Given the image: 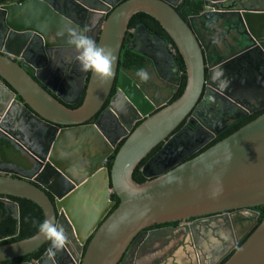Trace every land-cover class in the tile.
Wrapping results in <instances>:
<instances>
[{"label": "water", "instance_id": "obj_1", "mask_svg": "<svg viewBox=\"0 0 264 264\" xmlns=\"http://www.w3.org/2000/svg\"><path fill=\"white\" fill-rule=\"evenodd\" d=\"M181 1L116 0L107 14L101 5L95 7L86 0H7L0 5V132H6L8 144L28 160L25 167L14 164L17 170L0 174V195L33 202L43 219L63 226L69 239L57 256L49 241L38 260L15 264H169L147 260L143 252L166 238V230L149 233L136 253L143 230L214 214L218 215L190 226L199 264H219L233 250L223 264H264V218L256 225L258 213L252 210L264 205V112L163 172L148 173L162 160L151 157L140 170L146 180L133 179L135 169L153 148L166 139L174 144L176 137L170 134L198 109L203 90L201 101L206 105L208 95L228 101L230 90L264 79V0H201V12L187 21L175 10ZM79 9L98 16L92 38L111 53L113 74L101 79L85 72L78 79L80 92L84 90L82 102L69 108L25 69L24 53L33 51L35 41L46 50L70 46V29L86 32L85 24L75 17ZM137 13L151 16L172 40L184 64L185 86L178 98L150 113L129 97L119 84V73L116 93L105 110L120 117L123 109L130 108L144 118L130 129L113 155L116 141L105 140L102 114L93 123L88 121L109 97L128 24ZM139 29L167 48L165 40L143 24ZM169 56L176 76L173 84L178 86L181 71L173 55ZM221 68L230 81L227 88L213 79ZM6 124L15 132H7ZM103 142L107 151L100 155L99 143ZM177 143V150L196 144L193 140ZM110 156L107 170L105 162ZM42 188L52 193L54 203ZM111 194L119 202L109 213L114 205ZM47 241L37 231L28 238L0 244V264L27 255Z\"/></svg>", "mask_w": 264, "mask_h": 264}, {"label": "flooded vegetation", "instance_id": "obj_2", "mask_svg": "<svg viewBox=\"0 0 264 264\" xmlns=\"http://www.w3.org/2000/svg\"><path fill=\"white\" fill-rule=\"evenodd\" d=\"M15 1L21 2L24 0H11V2ZM86 1L88 4L95 7L101 5L103 7V12L107 14V10L111 9V5L115 3L116 0H107L109 2L108 4L103 2L101 4V1L98 0ZM6 2L7 0H0V5ZM78 11L79 13H77L78 15L75 17L78 19L77 22L85 24V34L90 35L91 37L95 36L99 23L98 16H89L87 13L88 11L86 10L79 9ZM130 31L133 33V37L128 42V47L134 52L135 49H137L144 54L135 52L143 58L144 66L142 68L149 72L150 78L147 82H141L135 75L136 69L123 71L117 67V75L106 103L103 105L102 109L93 116L90 121H88V123H93L101 113L100 125L105 140L109 141L113 139L116 141V145L122 138L129 134L130 129H132L137 122L144 118V116L138 115L130 108L123 109L124 111L120 112V117L109 110H105L108 101L116 93V82H118L117 79L119 73L122 74L120 75L121 79L119 80V84L126 90L129 97L133 99L140 108L151 111L150 113L169 103V100L177 88V86L173 84L176 76L172 63L169 60V55L175 53L171 45L165 40L167 46V48H165L159 39L151 38L150 36H147L145 32H142L139 29V25ZM149 32L158 35L153 31ZM134 35L135 39L133 40ZM34 43L35 47L33 51H27L24 53V55L27 56L25 69L35 80H37V78L41 79L47 87V89H45L57 100L63 102L69 108L76 105L84 91L80 92L78 79L85 72H81L75 65L74 61L71 63H65L63 61L64 56L70 57L73 54L71 46L49 48L46 50L47 48H41L36 41ZM0 49L2 50L3 46H1ZM10 49L13 50L14 48L11 47ZM45 51L47 53H45ZM212 59L213 58H210L211 62ZM232 67L233 66H231V68ZM223 71H225V69H223ZM206 72L207 70H205V73ZM261 77H264V74H262ZM261 80L262 81L259 80L257 84H251L250 87H239L230 90V96L229 98L227 97L228 101L219 98L214 99V97L209 101L208 97L210 95H208L206 97V105L201 101L205 92V90H203L198 102V109H195V112L189 113L183 122H181L180 125L170 134V136L176 137L174 144L167 143L168 139L162 141L159 145L153 148L151 153H149L147 159L140 166V170L151 157L155 156V158L159 160L162 157V160L158 163H154L152 167L148 169V173L153 174L163 172L175 163H180L197 155L202 150H205V148H208L213 142H218L225 138L235 126L240 124L247 117L256 112L262 111L264 109V79ZM4 126L6 127L7 132H15L13 131V128H10V125L6 124ZM7 136L8 134L6 132H0V174L7 170L18 169L15 168L13 163L9 162L11 159H9L8 153L14 149L6 141ZM179 140L186 141V143L192 142L193 140L196 144L192 146V148L186 150H177L179 145L177 141ZM99 149L100 155H103L107 151L106 143H99ZM109 159L110 157L107 158V160ZM42 190L47 194L51 202L54 203V196L52 193H50L48 189L42 188ZM113 195L114 194H111L110 199L115 204L116 200L113 199ZM17 199L18 197L0 195V203L3 205L2 213L0 210V215H3L2 219H20L22 211L21 205ZM263 208L264 205L252 208L253 211L258 213L257 219ZM24 212L27 213L26 210H24ZM217 215L218 214L190 217L150 226L143 230L147 235L144 236V234L143 237L138 239L136 253L141 244L148 237L149 233L166 230V238L161 239L160 241H155L152 246L146 250L143 249V252H145V258L147 260H156L158 262L166 261L169 264L178 262H183L185 264H194V262H196L195 264H199L198 256L194 252L196 239L192 237L190 226H195L204 219H213ZM169 230H174L175 232L171 233ZM17 233L18 232L16 231L10 236H16ZM169 233H171V235H169ZM72 250L75 251L74 247H72ZM57 252L58 251L55 252L56 256L58 254Z\"/></svg>", "mask_w": 264, "mask_h": 264}, {"label": "trees", "instance_id": "obj_3", "mask_svg": "<svg viewBox=\"0 0 264 264\" xmlns=\"http://www.w3.org/2000/svg\"><path fill=\"white\" fill-rule=\"evenodd\" d=\"M201 9H202V1L201 0H182L175 7L176 12L185 21H187L188 17H190L192 15H197L201 11ZM140 24H143L147 30L153 31V32L157 33L159 36H161L164 40H166V42L168 44L171 45V47L173 48V50L175 52L173 54V57H174V60H175L176 64L178 65V67L181 71V74H180L179 84H178L174 94L172 95L171 99L169 100V102H172L173 100H175L176 98H178L180 96V94L182 93V91L184 89L185 80H186L185 68H184L182 58H181L180 54L177 52L175 45L173 44L172 40L165 33V31L158 24V22L156 20H154L151 16H149L145 13H137L131 17L129 24H128L126 34H125L124 39H123V43H122V47H121V51H120V55H119V60H118V68H120L123 71H130V70H135V69L138 70L144 66V61L142 60L143 58L138 53H135L133 50H131L128 47V42L133 37V33L130 30H133L137 25H140ZM87 80H88V78H86V82H87ZM83 96H84V91H83L79 101L77 102V104L70 107V108L78 107L82 102ZM160 108H158L157 110H159ZM157 110H155V111H157ZM263 112H264V109L262 111L256 112V113L252 114L251 116L247 117L244 121H242L240 124L235 126L230 131V134L232 132H234L235 130H237L239 127H241L244 124L248 123L249 121L253 120L254 118H256L258 115H260ZM140 122L141 121L137 122L134 125V127L132 128V130ZM125 138L126 137L122 138L118 142V144L116 145V147L114 149L113 155L117 152L119 147L122 145ZM214 143H216V142H213L208 147H210ZM112 158H113V156H110V159L107 160V162L105 164V167L107 168V170H109L111 167V163H112L111 159ZM146 159H147V157L141 161V163L139 164V166L135 169V171L133 173V179L139 183L145 181V178L141 174L140 166L143 164V162ZM113 199H115L116 201H115V204L113 205V207L111 208V210L109 211V213L115 209V207L118 205V202H119L115 195H113ZM17 200L19 201V203L21 205V211H22V213L20 215V219H6L5 220V219H2L3 215L2 214L0 215V244H8V243H12V242H15V241H18L21 239H25V238L32 236L33 234H35L38 231L39 223L43 221V214L37 205H35L33 202L26 200V199L18 198ZM0 210L2 213L3 205L1 203H0ZM24 210H26L27 213H25ZM263 218H264V208L261 209V211H260V215L257 219L256 225H258L263 220ZM16 231L18 232L16 236H10L12 233H15ZM90 238H91V236L88 238L87 242L83 246L82 253H84V250H85ZM244 240H245V238L237 244V247L240 246ZM48 244H49V241L44 243L41 247H39L35 251H33L27 255H24L20 258L5 261V262H3V264H12V263H18V262H35L44 254V252L46 251V249L48 247ZM233 251L228 253L221 260V262L219 264H223L230 257V255L233 253Z\"/></svg>", "mask_w": 264, "mask_h": 264}, {"label": "clouds", "instance_id": "obj_4", "mask_svg": "<svg viewBox=\"0 0 264 264\" xmlns=\"http://www.w3.org/2000/svg\"><path fill=\"white\" fill-rule=\"evenodd\" d=\"M67 43L71 46L72 55L64 56L65 63L75 62L81 72H92L101 79H109L113 74V58L110 52L99 45L90 35L83 31L70 29ZM55 55V54H54ZM135 75L141 82H147L150 74L144 68L136 70ZM213 79L218 80V86L227 88L230 81L224 77L223 69H218L213 74ZM213 97L209 96L211 101ZM35 223V222H34ZM38 232L50 241V250L59 251L69 243L68 236L62 225L51 218H45L38 225Z\"/></svg>", "mask_w": 264, "mask_h": 264}, {"label": "rangeland", "instance_id": "obj_5", "mask_svg": "<svg viewBox=\"0 0 264 264\" xmlns=\"http://www.w3.org/2000/svg\"><path fill=\"white\" fill-rule=\"evenodd\" d=\"M9 159H12L15 163L21 166H26L28 164V160L26 157L22 156L19 152L15 150L9 151Z\"/></svg>", "mask_w": 264, "mask_h": 264}, {"label": "crops", "instance_id": "obj_6", "mask_svg": "<svg viewBox=\"0 0 264 264\" xmlns=\"http://www.w3.org/2000/svg\"><path fill=\"white\" fill-rule=\"evenodd\" d=\"M9 162H11V163H13V164H16V165H18L17 163H15L12 159L9 161Z\"/></svg>", "mask_w": 264, "mask_h": 264}]
</instances>
